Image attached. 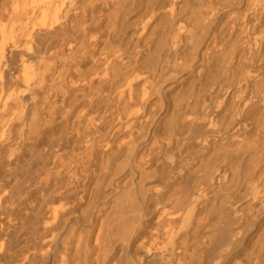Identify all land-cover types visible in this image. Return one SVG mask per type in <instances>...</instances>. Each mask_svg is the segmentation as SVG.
Here are the masks:
<instances>
[{
  "label": "bare ground",
  "instance_id": "6f19581e",
  "mask_svg": "<svg viewBox=\"0 0 264 264\" xmlns=\"http://www.w3.org/2000/svg\"><path fill=\"white\" fill-rule=\"evenodd\" d=\"M0 264H264V0H0Z\"/></svg>",
  "mask_w": 264,
  "mask_h": 264
},
{
  "label": "rangeland",
  "instance_id": "374dc122",
  "mask_svg": "<svg viewBox=\"0 0 264 264\" xmlns=\"http://www.w3.org/2000/svg\"><path fill=\"white\" fill-rule=\"evenodd\" d=\"M46 40V39H45ZM48 40V39H47ZM45 43H46V41H45Z\"/></svg>",
  "mask_w": 264,
  "mask_h": 264
}]
</instances>
